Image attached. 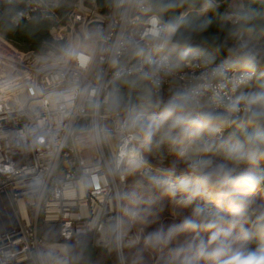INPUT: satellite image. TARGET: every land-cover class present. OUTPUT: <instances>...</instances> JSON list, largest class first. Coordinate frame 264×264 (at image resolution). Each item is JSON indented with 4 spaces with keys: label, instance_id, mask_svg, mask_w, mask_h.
Returning <instances> with one entry per match:
<instances>
[{
    "label": "clouds",
    "instance_id": "9594fccd",
    "mask_svg": "<svg viewBox=\"0 0 264 264\" xmlns=\"http://www.w3.org/2000/svg\"><path fill=\"white\" fill-rule=\"evenodd\" d=\"M219 6L220 0H107L120 30L111 42L102 32L89 40L94 51L103 52L113 71L107 84L87 92L93 119L88 128L80 130V138L103 145L118 142V151L109 161L110 171L121 179L139 177L132 190L117 195L130 222L140 219L133 209L145 193L159 191L172 199L180 196L185 206L216 193L217 209L194 207L175 230L147 237V247L166 245L173 235L203 231L209 233L206 240L175 251L179 264H264V208H253L256 219L251 228L244 226L250 196L262 180L255 169L264 160V86L236 94L264 66V0H250L222 14L223 39L214 33L205 35L213 20L202 18ZM181 8L188 11L164 18ZM145 16L150 28L141 35L136 21ZM197 38L216 51L227 47L229 58L220 64H214L212 57L204 59L205 70L190 77L167 101L153 100L166 77L183 67H199L194 63L200 59L194 51ZM176 52L179 56L173 59ZM152 53L161 55L154 58ZM66 55L79 57L71 48ZM88 59L91 63L93 56ZM121 85L141 88L140 102H126ZM208 93L212 94L211 102L208 110H203ZM59 99L71 106L74 95L68 93ZM102 110L113 117L111 124L100 115ZM226 128L234 130L217 143L216 135ZM165 145L188 162L187 172L176 179H172L174 172L167 178L151 174L149 156ZM210 153L222 160L208 158ZM225 201L227 213L218 210ZM123 222L121 218L114 227L110 225L105 235L116 232ZM257 237L260 245L248 247ZM74 251L72 246L58 245L47 253H37L36 259L48 264H75Z\"/></svg>",
    "mask_w": 264,
    "mask_h": 264
},
{
    "label": "built area",
    "instance_id": "2783aa9c",
    "mask_svg": "<svg viewBox=\"0 0 264 264\" xmlns=\"http://www.w3.org/2000/svg\"><path fill=\"white\" fill-rule=\"evenodd\" d=\"M4 1L15 7L10 19L15 25L36 17L56 25L50 39L41 42L42 52L15 47L0 36V241L21 232L0 243V264H48L36 254L58 245L86 244L110 251L115 232L106 236L105 230L122 218L117 195L126 183L109 167L118 142L94 144L81 139L80 130L93 119L87 92L107 84L113 71L89 37L102 32L111 42L120 26L110 9L100 11L95 0L67 2L61 18L56 14L59 0ZM136 23L141 35L150 28L148 16ZM70 48L78 58L66 55ZM203 60L200 55L194 61L199 67H183L166 77L153 100L167 101L190 77L205 70ZM256 75L236 94L252 91ZM121 90L131 97L127 102H140L141 88L121 85ZM225 92L232 94L230 89ZM68 93L74 95L71 106L59 99ZM211 95L203 98V110H208ZM100 115L112 123L110 114L102 110ZM150 170L156 176L163 173L152 166ZM116 235L124 264L121 227Z\"/></svg>",
    "mask_w": 264,
    "mask_h": 264
},
{
    "label": "rangeland",
    "instance_id": "374dc122",
    "mask_svg": "<svg viewBox=\"0 0 264 264\" xmlns=\"http://www.w3.org/2000/svg\"><path fill=\"white\" fill-rule=\"evenodd\" d=\"M232 8L240 6L241 3L237 0H229ZM174 56L173 59L178 57ZM255 79L254 89L259 88L261 85ZM125 96V95H124ZM125 100H132L131 97H126ZM231 131L226 128L223 132V137L215 139L217 143H220L223 139H226ZM208 158L213 159L216 162H220L222 157L218 155L208 154ZM151 166L154 170L166 172V175L162 176L167 178L169 173H177L180 176L182 173H186V168L183 167L185 160L181 159L176 153L168 146H162L161 148L154 149L149 156ZM247 167L242 165L241 168ZM152 173V172H151ZM156 176V175H154ZM139 177H127L125 178V185L120 188L119 193L124 191H130L135 186V181ZM138 192H143V188H137ZM216 193L211 192L210 196L206 199H196L192 204L185 206L183 198L178 196L175 199L169 198L162 192L156 191L151 193H145L140 203L133 209V211L139 214L140 219L137 222L128 221L124 216V205L122 204V218L123 225L121 226V254L124 264H179L178 260L174 259V253L177 249L185 247L187 244L199 240H206L209 233H184L179 235H173L170 242L166 245H161L156 248H150L146 246V238L151 234L157 232L169 233L170 230H175L186 217H189L194 207L206 206L212 209H217L215 202ZM207 201H210L211 206H208ZM251 210L257 206L264 208V192L254 191L250 196ZM221 212L227 213V202L218 209ZM75 251L74 256L77 257L75 264H122L119 259L117 251V235L116 232L112 238V246L110 251L101 250L86 244H72ZM106 257V258H105ZM107 259V260H106ZM107 261V262H106Z\"/></svg>",
    "mask_w": 264,
    "mask_h": 264
},
{
    "label": "trees",
    "instance_id": "16d2710c",
    "mask_svg": "<svg viewBox=\"0 0 264 264\" xmlns=\"http://www.w3.org/2000/svg\"><path fill=\"white\" fill-rule=\"evenodd\" d=\"M74 0H59V5L56 9V14L58 18L64 16L67 10V2H71ZM250 0H241V5L249 3ZM96 6L100 11H105L107 9V0H95ZM256 6V5H253ZM198 7V6H197ZM234 8L230 7L229 0H220V6L215 12H208L206 17L202 18H211L213 20L212 25L207 29L205 35L214 33L221 36L223 39L226 35L225 32L220 31V16ZM15 10L14 6H10L4 0H0V36L14 45L15 47H21L24 49H32L36 52H42L44 47H42L41 42L44 40L50 39V30L56 25L54 21H50L47 19H42L39 17L31 18L29 20H21L18 24L11 23V15ZM187 8H181L175 12H169L165 14V19H170L172 16H178L181 13L187 12ZM193 15V13H189ZM232 41H229V46ZM194 51H197L203 59H208L209 57L214 58L213 63H220L227 60L228 51L227 47L221 48L219 51H216L214 48L204 46L200 44L199 39L194 42ZM179 52L173 53V57L178 55ZM257 82L259 85L264 86V66L257 70L256 75ZM231 132L234 130L233 128H228ZM187 162L184 161L183 167L186 168ZM187 169V168H186ZM258 174L262 176L261 183L257 186L256 190L260 192H264V160L260 161L259 166L255 169ZM227 202V201H226ZM256 217L252 213L248 211L246 214V228H251ZM259 238H254L248 247L251 249H256L260 245ZM101 250H106L100 248ZM106 258V257H105ZM107 260V259H106ZM107 262V261H106Z\"/></svg>",
    "mask_w": 264,
    "mask_h": 264
},
{
    "label": "bare ground",
    "instance_id": "6f19581e",
    "mask_svg": "<svg viewBox=\"0 0 264 264\" xmlns=\"http://www.w3.org/2000/svg\"><path fill=\"white\" fill-rule=\"evenodd\" d=\"M187 165H188V162H187ZM170 174L171 173L167 174V176H169ZM164 175H166V172L161 173V176H164ZM177 177H179V176H177V173H175V175L172 176V179H176ZM207 204H208V206H211L210 201H207Z\"/></svg>",
    "mask_w": 264,
    "mask_h": 264
},
{
    "label": "water",
    "instance_id": "95a60500",
    "mask_svg": "<svg viewBox=\"0 0 264 264\" xmlns=\"http://www.w3.org/2000/svg\"><path fill=\"white\" fill-rule=\"evenodd\" d=\"M20 234H21V232L18 233V234L13 235V236H11V237H8V238H6V239H3V240L0 241V243L4 242V241H6V240H9V239H11V238H13V237H16V236H18V235H20Z\"/></svg>",
    "mask_w": 264,
    "mask_h": 264
}]
</instances>
